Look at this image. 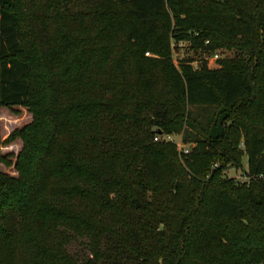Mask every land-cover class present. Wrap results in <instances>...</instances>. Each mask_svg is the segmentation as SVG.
<instances>
[{"label":"trees","instance_id":"16d2710c","mask_svg":"<svg viewBox=\"0 0 264 264\" xmlns=\"http://www.w3.org/2000/svg\"><path fill=\"white\" fill-rule=\"evenodd\" d=\"M172 39L235 54L176 65ZM13 105L0 264H264V0H0Z\"/></svg>","mask_w":264,"mask_h":264},{"label":"rangeland","instance_id":"374dc122","mask_svg":"<svg viewBox=\"0 0 264 264\" xmlns=\"http://www.w3.org/2000/svg\"><path fill=\"white\" fill-rule=\"evenodd\" d=\"M216 53L217 58H215L213 56L214 54L211 52L202 49L200 46H194L189 41L171 40V57L176 65L185 59H190L193 67H198L201 61H205L208 67L214 68L218 66V60L233 56L235 51L226 48H219L216 50ZM192 110L196 111L197 108H193ZM31 120L32 113L27 106L13 105L9 107H0V138L1 141L4 142L0 144V150L2 153L10 154L12 163L15 161V157L21 149L22 141L19 138H15L9 142L5 141L13 130L21 128L22 126L28 124ZM172 141L176 144L177 151L179 152V149H182V147L190 149L193 145L192 143H182L181 135H172ZM239 147H242L241 143ZM241 158L242 165L240 168L227 167L222 170V175L234 178L237 181L247 182L249 178L245 176L246 156L242 155ZM214 165L215 164L213 163L211 167H214ZM0 169L10 175H16L13 164L11 166L1 165ZM68 250L76 257H81L87 254V250L80 242H73L68 247Z\"/></svg>","mask_w":264,"mask_h":264},{"label":"built area","instance_id":"2783aa9c","mask_svg":"<svg viewBox=\"0 0 264 264\" xmlns=\"http://www.w3.org/2000/svg\"><path fill=\"white\" fill-rule=\"evenodd\" d=\"M207 42V41H206ZM146 54H148V53H146ZM215 58H217V54H214L213 55ZM157 139H160V140H165V141H172V135H169V134H158V135H156L155 137H154V140H157ZM182 146H183V144H182ZM180 150V152H182V153H187L188 151H189V149L188 148H184V147H182V149H179ZM215 166H216V164H215Z\"/></svg>","mask_w":264,"mask_h":264}]
</instances>
